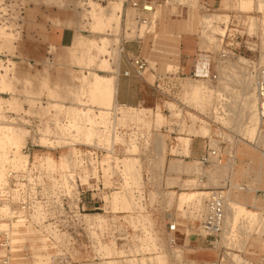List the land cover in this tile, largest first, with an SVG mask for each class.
<instances>
[{
    "label": "rangeland",
    "instance_id": "1",
    "mask_svg": "<svg viewBox=\"0 0 264 264\" xmlns=\"http://www.w3.org/2000/svg\"><path fill=\"white\" fill-rule=\"evenodd\" d=\"M239 1L208 0L209 10H202L199 0H168L144 15L142 23L123 0H0V127H21L0 150V183L9 168H23L28 153L23 148L31 139L39 146L32 151L35 163L61 174L64 190H73L69 178L89 181L95 208L79 219L77 229L53 235V245L46 248L41 245L46 236L0 205V222L11 230L9 264H50L55 253H64L72 264H198L194 258L211 259L210 250L188 243L189 226L204 218L211 191L227 180L264 190V133L257 139L249 134L243 112L247 98L256 109L253 80L264 66V0H249L245 6ZM112 5L121 8L118 26L94 19V13ZM206 14L218 16L201 21ZM169 17L181 24L189 46L207 56L208 77L181 68L182 50L173 37L170 46L159 41L158 24ZM62 28L72 30L70 44L46 43ZM150 34L155 43L148 68L142 77L126 80V44ZM96 78L116 83L117 101L91 93ZM142 82L150 87L138 94ZM120 86L129 104L120 101ZM195 87H204L206 97L195 99ZM136 94L145 101L132 104ZM128 107L134 113L122 116ZM83 109L91 112L81 115ZM87 147L99 151L88 171L75 161L78 149ZM213 149L222 152L223 165L201 164L202 154ZM14 153L24 155L23 162ZM204 190L210 193L200 195ZM126 193L131 206L113 200ZM231 200L245 208L232 224ZM222 237L234 261L256 264L264 257V203L255 201L253 193L228 192Z\"/></svg>",
    "mask_w": 264,
    "mask_h": 264
},
{
    "label": "built area",
    "instance_id": "2",
    "mask_svg": "<svg viewBox=\"0 0 264 264\" xmlns=\"http://www.w3.org/2000/svg\"><path fill=\"white\" fill-rule=\"evenodd\" d=\"M167 1L123 0V4L139 13L138 22L146 23L147 19L144 15L154 13L157 6ZM199 8L209 10L210 3L208 0H199ZM221 57H225V53H222ZM146 68V58L135 56L129 59L128 69L123 72V76L142 77ZM209 74L210 72H208L207 76L205 74L198 76L197 71L193 72L196 77H208ZM215 77L213 75V78ZM253 92L257 116L264 121V66L256 70L253 80ZM30 130L35 134L34 129ZM38 147L33 140L28 139L23 148L25 152H28L26 153L27 161L23 164V168L19 170L9 168L6 171L5 182L0 183V205L9 210L12 218L20 217L24 219L26 223L32 225L35 233L46 236L47 241L44 245H41L49 248L53 245V235L65 233L66 230L73 227L77 229L79 219L87 216V212L95 208H91L94 200L91 196H88L89 190L87 187L90 184L89 181L82 184L79 178H74V180L69 178L70 184L68 186L73 188V190H64L63 182L60 179L61 174L51 173L47 170L45 164L35 163L32 151ZM98 154L99 151L92 147H87L83 150L78 149L75 161H81V164L88 171L87 168L91 167V162L98 160ZM199 160L203 165L221 166L224 158L221 151L213 149L203 153ZM75 173L77 174V172ZM231 191L246 192L250 191V187L246 184L235 185L231 180H227L222 188L211 191L213 194L208 201V211L204 218L198 222L200 234L206 239L208 247L217 251V256L210 264H239L230 256L228 239L224 240L222 237V233L226 228V194ZM10 232L9 228H0V251H8L7 254L0 255V264L10 263ZM171 242L175 243V239L171 238ZM50 264L72 263L64 253H55L50 258ZM256 264H264V257Z\"/></svg>",
    "mask_w": 264,
    "mask_h": 264
},
{
    "label": "crops",
    "instance_id": "3",
    "mask_svg": "<svg viewBox=\"0 0 264 264\" xmlns=\"http://www.w3.org/2000/svg\"><path fill=\"white\" fill-rule=\"evenodd\" d=\"M164 23V24H163ZM157 33L159 37V41L162 42L163 45L170 46V37H173L174 40L171 42H177L180 44V48L182 50V57H181V68L190 72H195L200 70L201 66V61L204 60V63L207 62L206 60V55L201 54V51L193 50L189 46V40L186 35V33L183 30V27L181 24H178L177 21L175 20H170V17L168 20H165V22H159L158 27H157ZM74 38V34L71 29L69 28H62L61 30H57L54 32V34H51L48 39H46V43L52 42L56 46L60 47H65L67 44H70ZM38 41H43L39 40ZM44 43V42H43ZM132 43V42H130ZM155 43V37L151 36H145L142 39L135 40L133 44H126V62H122L123 64V72L128 69V61L129 59L135 57V56H142L144 58L149 59L150 56H152V51ZM200 52V53H198ZM165 61H170V57L164 58ZM121 67V65H120ZM147 68H148V62H147ZM146 68V69H147ZM209 70L205 72V74H208ZM167 73V72H166ZM162 73H156L157 76H160ZM167 75V74H166ZM170 76V74H169ZM126 80H131V78H136L135 76H129L125 77ZM160 78H156L155 83H158ZM146 87H150V84H147L146 82L140 83V87H138V94L139 91L142 89H146ZM122 86L119 87V99L121 102L128 103L126 99L123 97L122 94ZM138 94H136L134 98V102L132 104H141L145 101L144 97H138ZM248 185V184H246ZM250 187V191H246L245 193L247 194H254L255 196V201H260L261 203H264V190L259 188V185H248ZM263 196V197H261ZM249 206V205H248ZM189 231L191 234L188 235V243L192 246H195L194 248L197 250H210L213 254L211 259L207 262V260L198 259L194 258L195 261L198 262V264L202 263H210L215 259L217 256V251L215 249H212L208 247L206 239L203 238V236L200 234L199 227H198V222L195 226H189ZM189 232V233H190ZM185 240V238H184ZM185 243V242H184Z\"/></svg>",
    "mask_w": 264,
    "mask_h": 264
},
{
    "label": "bare ground",
    "instance_id": "4",
    "mask_svg": "<svg viewBox=\"0 0 264 264\" xmlns=\"http://www.w3.org/2000/svg\"><path fill=\"white\" fill-rule=\"evenodd\" d=\"M248 2H250L249 0H240L239 1V3L241 4V5H243V6H245L246 4H248ZM95 9V11H96V8H94ZM121 8H120V5H112V6H110L109 8H102V9H100L98 12H96V13H94L93 14V17H94V19H96V20H98V19H102L101 21H103L102 23H108V22H113V23H116V26H118L119 25V18H120V15H119V12L121 11L120 10ZM94 11V12H95ZM91 13H92V11H91ZM217 16L218 15H215L214 17H213V15H210V14H206V15H204V17L202 18V20L201 21H203V22H209V21H211V20H213V19H216L217 18ZM113 25V24H112ZM118 28V27H117ZM3 32V31H2ZM78 42V41H77ZM90 45V44H89ZM99 45V44H98ZM98 45H96V46H98ZM91 47H93V46H91ZM201 66H200V70H198L197 69V74H198V76H201V75H203V74H205V71H206V69H207V64L206 63H204V60L203 61H201ZM98 78H96L95 79V81L97 80ZM5 80V79H4ZM99 80H102V78L100 79V77H99ZM94 81V80H93ZM106 81H108V80H106ZM105 82V81H104ZM109 84L108 83H101V81H96L95 83H93L94 85H92L93 87H91V93L92 94H94V95H97V96H99L101 99H104V101L105 100H107L106 102H113V101H115L116 100V95H117V87H116V83L114 82H111V80H109ZM3 83H5V82H3ZM2 87V86H1ZM192 96L193 97H195V99L197 98V99H202V98H204V97H206V94L205 93H207V91H205L204 90V87H195V88H193V90H192ZM91 94V95H92ZM89 95V94H88ZM94 98V97H93ZM100 98H98L99 100H100ZM117 101V100H116ZM255 102V101H254ZM110 105V104H109ZM112 106H113V104H112ZM111 107V106H110ZM119 107V105H117L116 106V108H115V110H117V108ZM203 107V106H202ZM255 106H254V104L252 103V100H250V98H247V102H246V104H245V107H244V110H243V112H245V114L247 115V117H246V119H248V124H249V127L247 128L248 129V133L249 134H254L255 136H256V139L258 138V136H259V138L260 137H262L263 135V133H264V128H263V125H262V122H264V121H262L259 117H257L256 116V109L254 108ZM112 110L111 108H105L104 110ZM120 108H118V110H119ZM88 110V109H87ZM87 110L86 109H83V110H81V115H85L86 116V114L88 113L89 114V111L87 112ZM103 110V111H104ZM125 110H127V111H125ZM128 110H130V111H128ZM102 111V112H103ZM91 112V111H90ZM104 112H106V111H104ZM127 113H129V114H133L134 113V108H132V107H128V108H126V109H124V115H122V116H125V114L127 115ZM87 114V115H88ZM78 119V118H77ZM77 119H76V121H77ZM21 131V127H18V126H11V125H2L1 127H0V150H2V149H5V147L7 146L8 147V143H10V141L11 142H13L14 141V139H16V135L19 133ZM89 131H87V133H88ZM89 134H92L91 132L90 133H88V135L87 136H90ZM20 140V139H19ZM21 141V140H20ZM17 142V141H16ZM13 145H16V143L14 144V143H12ZM262 144H263V146H264V141L262 142ZM14 147V146H13ZM17 147V146H16ZM16 147H14V148H16ZM2 148V149H1ZM18 148V147H17ZM10 149V148H9ZM10 150H12V149H10ZM14 151V150H13ZM16 151V150H15ZM14 151V152H15ZM2 152H3V150H2ZM19 152V151H18ZM17 152V153H18ZM15 154V156H14V159H16V161L18 162V163H20V162H23V159H24V155H22V154H20L19 156L20 157H18V156H16V153H14ZM129 166H132V165H130L129 164ZM127 171H129V173H131L132 172V170H130V167L129 168H127L126 169ZM128 173V172H127ZM135 190V189H134ZM133 192V191H132ZM134 192H136V191H134ZM200 193V195H203V194H206V193H210V191L208 192V191H206V190H204V191H201V192H199ZM130 197H128V194L126 193V194H123V195H115L114 197H113V200L114 201H116L117 199H121V200H123L124 201V204H125V207H128V206H131V200L129 199ZM197 200H199V198L197 199ZM193 201H195V200H193ZM239 205L236 203V202H234V201H230V204H229V209H230V211H231V215L233 216L232 218H231V223L230 224H232L233 223V221H234V219L236 218V214L237 215H239V214H242V213H244L245 212V208L243 207V206H239ZM238 211V212H237ZM242 212V213H239V212ZM235 212V217H234V215L232 214V213H234ZM248 212V211H247ZM248 213H250V212H248ZM95 216V217H94ZM100 215H98V214H93V218H100V220L102 221V222H104L105 221V219L104 218H102V217H99ZM7 225H6V222H4V221H1L0 222V228L1 229H5V227H6ZM22 225H12V229H14V228H18V227H21ZM10 247V246H9Z\"/></svg>",
    "mask_w": 264,
    "mask_h": 264
}]
</instances>
